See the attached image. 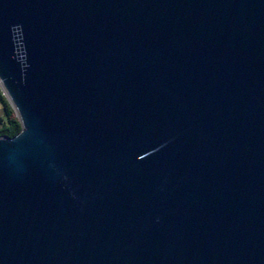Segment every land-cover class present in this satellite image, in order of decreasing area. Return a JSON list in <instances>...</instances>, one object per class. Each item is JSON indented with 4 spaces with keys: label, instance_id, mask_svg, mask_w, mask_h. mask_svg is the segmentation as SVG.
Here are the masks:
<instances>
[{
    "label": "water",
    "instance_id": "95a60500",
    "mask_svg": "<svg viewBox=\"0 0 264 264\" xmlns=\"http://www.w3.org/2000/svg\"><path fill=\"white\" fill-rule=\"evenodd\" d=\"M0 264H264V0H0Z\"/></svg>",
    "mask_w": 264,
    "mask_h": 264
},
{
    "label": "trees",
    "instance_id": "16d2710c",
    "mask_svg": "<svg viewBox=\"0 0 264 264\" xmlns=\"http://www.w3.org/2000/svg\"><path fill=\"white\" fill-rule=\"evenodd\" d=\"M3 105V115L0 114V135L13 136L21 128V124L16 117L13 115V108L7 101L6 96L0 94Z\"/></svg>",
    "mask_w": 264,
    "mask_h": 264
},
{
    "label": "rangeland",
    "instance_id": "374dc122",
    "mask_svg": "<svg viewBox=\"0 0 264 264\" xmlns=\"http://www.w3.org/2000/svg\"><path fill=\"white\" fill-rule=\"evenodd\" d=\"M0 94H2L4 97L5 95L3 94L2 90L0 89ZM7 99V98H6ZM8 101V100H7ZM0 114L3 115V105H2V99H1V96H0ZM13 115H15V111L13 110Z\"/></svg>",
    "mask_w": 264,
    "mask_h": 264
}]
</instances>
